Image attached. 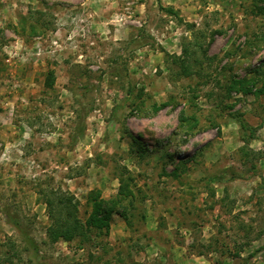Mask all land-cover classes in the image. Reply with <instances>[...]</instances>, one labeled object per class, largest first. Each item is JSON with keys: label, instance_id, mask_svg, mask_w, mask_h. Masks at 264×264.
<instances>
[{"label": "rangeland", "instance_id": "obj_1", "mask_svg": "<svg viewBox=\"0 0 264 264\" xmlns=\"http://www.w3.org/2000/svg\"><path fill=\"white\" fill-rule=\"evenodd\" d=\"M256 69L263 79L264 0H0V264L33 255L10 218L47 264L245 262L264 247V94L224 85ZM231 167L244 177L219 182ZM129 176V223L113 213L107 236L50 240L59 200L85 220L89 192L114 198Z\"/></svg>", "mask_w": 264, "mask_h": 264}, {"label": "trees", "instance_id": "obj_2", "mask_svg": "<svg viewBox=\"0 0 264 264\" xmlns=\"http://www.w3.org/2000/svg\"><path fill=\"white\" fill-rule=\"evenodd\" d=\"M172 12V11H171ZM132 41V40H131ZM134 42V40H133ZM185 50L184 57L186 58L188 55V49ZM179 58L181 63V69L183 74L191 73L190 65L187 63L188 57ZM262 73L261 70L256 69L254 71V75L246 76V77H237L232 76L227 84L224 85L225 92L228 96L231 95L232 92L243 93V94H253L255 96H261L264 94V78L259 79L258 74ZM261 75V74H260ZM262 81V85H259V81ZM55 82L54 72L51 71L45 81V85L47 87H52ZM134 85L130 83L127 87V98H131L134 94ZM142 94V90L138 93V96ZM167 103L162 104L161 106L154 104L153 112L159 111L163 106H166ZM232 107V106H230ZM92 111L91 108H85L81 105L79 109V121L77 127L75 129V136L79 137L83 134L86 129V120ZM180 121L183 124L185 121L189 122L184 113H182L180 117ZM237 123L240 126L241 139L245 144H249L252 140L256 139L254 128L246 121L245 118L239 116L237 117ZM197 121L189 125L190 129H193L196 126ZM188 128V129H189ZM135 141H138L136 137H134ZM246 147H242L244 150ZM127 173L131 174L129 170H126ZM243 174L237 171L234 168L226 169L223 173L217 177V180L220 182H227L232 180H237L239 178H243ZM133 179L129 176L127 179L122 178V183L119 188L118 196L105 199L102 196V191L100 189H93L88 194V205L91 208L87 218L85 220L79 217V201L74 198H66L61 199L60 206L64 208L65 215L64 217L60 216L53 220L52 224L48 227V236L52 242H56L58 240H64L66 242H71L75 239H79L81 244L84 242H90L94 240L93 234L95 236H107L110 232L111 221L113 213L121 214L125 220L128 222V217L126 215V209L120 211L121 203L123 199L133 198V190L131 188V183ZM262 185L264 186V177L262 179ZM128 202H131L128 199ZM125 208V207H123ZM54 210H51V212ZM10 223L21 233L24 237L28 250L33 251V255L29 257V262L31 264H47L40 256L36 255L38 252L37 244L30 234L26 231L24 225L17 220L16 218H10ZM129 223V222H128ZM264 247H259L255 249L250 255L245 259V262L242 264H248V261L254 258L260 251L263 250ZM32 251H30L32 253ZM240 253H237L239 255ZM9 264H13V260L11 258H7Z\"/></svg>", "mask_w": 264, "mask_h": 264}]
</instances>
